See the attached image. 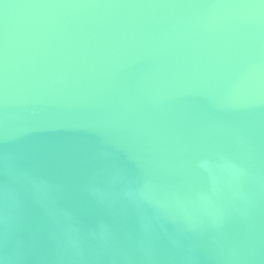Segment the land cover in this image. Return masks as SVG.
<instances>
[{
    "label": "water",
    "instance_id": "95a60500",
    "mask_svg": "<svg viewBox=\"0 0 264 264\" xmlns=\"http://www.w3.org/2000/svg\"><path fill=\"white\" fill-rule=\"evenodd\" d=\"M249 9L260 15H236ZM5 36L27 95L0 106L17 118L0 122V188L17 193V234L35 241L25 264L50 255L54 226L22 174L47 181L83 227L111 219L118 237L134 213L116 216L90 192L109 171L188 190L206 185L197 162L224 153L264 176V0H0V55ZM241 82L258 97L236 108ZM254 216L251 264H264V193ZM242 227L233 216L229 235ZM190 243L197 264H215L210 236Z\"/></svg>",
    "mask_w": 264,
    "mask_h": 264
},
{
    "label": "clouds",
    "instance_id": "9594fccd",
    "mask_svg": "<svg viewBox=\"0 0 264 264\" xmlns=\"http://www.w3.org/2000/svg\"><path fill=\"white\" fill-rule=\"evenodd\" d=\"M29 7L45 10L71 6ZM236 15L251 20L260 13L249 9ZM26 95V84L10 61L5 36L0 55V106L16 104ZM257 97L252 82H241L234 86L230 101L233 107L241 108L254 103ZM9 119L17 118L0 112V122ZM197 168L206 185L188 190L165 187L150 176L129 178L118 170L107 172L93 183L90 192L98 204L116 216L129 210L134 213L135 228L122 237L117 236L109 218L99 217L94 224L83 227L72 213L57 205L47 181L22 174L33 199L54 226L49 236L51 253L40 258L41 264H197L198 249L190 241L206 235L212 242L211 259L215 264H251L260 242L254 209L258 193H264V176L224 153L201 158ZM20 215L15 190L0 188V264H25L35 250V241H25L17 234ZM233 216L239 217L243 227L230 236L228 224ZM165 240L170 246L167 255L162 254Z\"/></svg>",
    "mask_w": 264,
    "mask_h": 264
}]
</instances>
